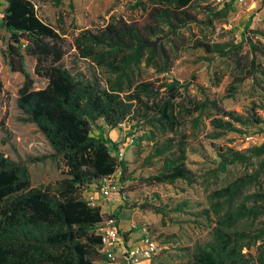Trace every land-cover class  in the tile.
Here are the masks:
<instances>
[{
    "label": "trees",
    "instance_id": "16d2710c",
    "mask_svg": "<svg viewBox=\"0 0 264 264\" xmlns=\"http://www.w3.org/2000/svg\"><path fill=\"white\" fill-rule=\"evenodd\" d=\"M198 1L136 0L138 18L127 20L122 15H111L102 26L80 33L69 45L64 32L59 33L38 18L29 0H4L0 31L8 35L9 67L24 78L17 106L26 116L25 121L34 124L45 138L52 151L49 158L62 163L65 179L54 188H32L26 163L43 159L28 158L15 163L0 156V264H93L99 256L100 244L94 234L96 226L114 220L118 227L119 214L125 210L119 206L104 216L98 207H90L84 199L89 188L96 191L100 180L117 171H120L117 184L126 180L127 163L115 157L117 144L104 135V128L115 130L137 116L142 122H151L149 115H157L156 123L171 137L154 142L151 156L163 158V171L149 181L195 183L194 173L185 164L187 135L176 134L178 118L173 103L180 98L181 90L188 88L170 78L178 55L185 50L200 49L207 55L228 57L247 43L251 53L264 61V46L244 39L246 30L235 45L187 39L183 29L190 24L212 26L213 21L228 16L237 0H230L219 10L204 7L201 13L206 15L205 21L192 10ZM67 47L77 50L81 59L90 60L106 77L99 79L95 74L87 77L65 69L62 60ZM25 57L34 59V75L46 81L44 88L34 89L33 80L24 69ZM141 65L152 70L154 79L142 81L132 76ZM258 67L260 64L256 66L253 58L242 67L243 78L254 80ZM197 88L202 99L189 100L194 116L191 127L198 129L200 122L207 120L210 129L204 133L206 140H219L229 133L243 134V130L263 123L255 110L258 107L247 114L228 111L210 99L202 87ZM98 122L102 127L97 126V134L93 135L92 127ZM211 147L222 170L264 155V145L242 151L222 149L213 143ZM250 184L251 178H238L215 192L217 211L226 203L230 205ZM250 199L251 207L240 204L231 213L235 219L264 216V193ZM258 202L262 205H257ZM132 232L131 229L123 233L125 239ZM214 237L211 243L197 249L186 264H264L262 245L257 248L259 256L255 261H249L247 253H242L253 242L247 233H215ZM263 238L264 228L254 242ZM244 241L249 243L240 245Z\"/></svg>",
    "mask_w": 264,
    "mask_h": 264
},
{
    "label": "rangeland",
    "instance_id": "374dc122",
    "mask_svg": "<svg viewBox=\"0 0 264 264\" xmlns=\"http://www.w3.org/2000/svg\"><path fill=\"white\" fill-rule=\"evenodd\" d=\"M29 1L43 23L66 34L69 45L80 33L102 26L111 15H122L127 20L140 15L134 7L136 0ZM229 1L199 0L192 10L205 21L206 15L201 13L204 7L219 10ZM5 6L4 0H0V20ZM244 30V39L264 46V0H237L225 19L213 21L212 26L190 24L182 33L189 40L235 45L240 42ZM8 42V35L1 30L0 156L15 163L25 162L28 158L43 159L33 164L26 163L31 187L44 190L54 188L65 179V170L62 163L49 158L52 151L45 138L34 124L25 121L26 116L17 106L18 91L24 78L10 70L6 54ZM253 58L256 66L260 64V67L253 76L254 80L244 79L242 67ZM34 65V59L24 58V69L32 78L34 89L39 90L45 87L46 81L34 75ZM62 65L72 73L80 72L87 77L95 74L99 79L106 77L102 70L90 60L81 59L77 50L71 47H67ZM152 73V70L141 65L139 69H134L132 76L136 80L146 81L154 79ZM170 78L188 87L186 91L181 90L180 98L173 105L174 115L178 118L176 134L185 133L188 138L185 164L194 173L195 183L189 185L175 181L173 184H152L149 181L150 177L163 171V158L151 156L153 144L156 141L161 143L171 135L163 133L156 123L157 115H149L151 122H142L137 116L134 121L130 119L115 130L104 128V135L117 144L118 151L123 153L127 173L126 180H120L108 198L99 197L97 207L104 216L110 215L119 206L124 207L125 210L119 214L118 225L124 233L132 229L130 241L137 245L142 236H147L158 243L159 251L148 264H186L193 259L197 249L213 241L215 233H247L253 242H240V245L249 243V248H243L242 253H247L249 261H255L259 256L258 246L262 245L264 250V238L254 242L264 228V216L235 219L231 213L240 204L251 207L253 200L250 197L264 193V155L246 164H233L222 170L211 143L235 151L264 145V61L251 53L247 43L228 57L189 49L178 55ZM197 86L202 87L205 94L218 101L225 110L247 114L250 109L258 107L255 110L263 123L243 130V134L229 133L219 140H206L204 133L210 129L207 120L203 119L198 129L191 127L194 116L190 113L192 106L189 100L202 99ZM97 126L102 127V123L98 122L92 127L93 135L97 134ZM131 135L135 137L134 143L128 145L127 140ZM243 177L251 178V184L230 205L226 203L221 211H217L219 202L213 194ZM88 192L96 193L93 187ZM257 205L262 203L258 202ZM101 262L99 254L93 264Z\"/></svg>",
    "mask_w": 264,
    "mask_h": 264
},
{
    "label": "built area",
    "instance_id": "2783aa9c",
    "mask_svg": "<svg viewBox=\"0 0 264 264\" xmlns=\"http://www.w3.org/2000/svg\"><path fill=\"white\" fill-rule=\"evenodd\" d=\"M134 135H131L127 144L134 143ZM118 160L123 158V153L118 151L115 154ZM120 171L114 175L108 176L100 180L96 186V193L86 192L84 199L90 207H97V200L106 199L112 193L117 185V178ZM123 233L115 225L114 220H107L96 226L94 234L99 237V254L101 255V264H148L158 253V243L147 237L140 238V244H134L127 239Z\"/></svg>",
    "mask_w": 264,
    "mask_h": 264
},
{
    "label": "crops",
    "instance_id": "0c3cea01",
    "mask_svg": "<svg viewBox=\"0 0 264 264\" xmlns=\"http://www.w3.org/2000/svg\"><path fill=\"white\" fill-rule=\"evenodd\" d=\"M118 228H119V225H118ZM120 229V228H119ZM121 230V229H120ZM122 231V230H121ZM123 232V231H122Z\"/></svg>",
    "mask_w": 264,
    "mask_h": 264
}]
</instances>
